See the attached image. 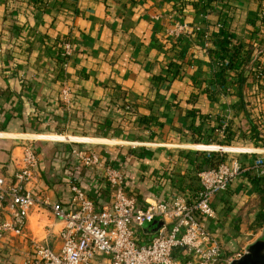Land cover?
Listing matches in <instances>:
<instances>
[{"label": "crops", "instance_id": "0c3cea01", "mask_svg": "<svg viewBox=\"0 0 264 264\" xmlns=\"http://www.w3.org/2000/svg\"><path fill=\"white\" fill-rule=\"evenodd\" d=\"M262 15L264 0H0V176L14 173L21 146L33 140L39 156L33 186L53 202L67 204L75 183L99 205L109 203L104 174L77 165L75 146L121 167L142 206L192 199L198 173L213 164L201 150H219L204 145L219 142L229 152L250 153L233 154L242 155L245 171L213 198L208 229L225 254L255 243L264 236V175L252 166L264 146L242 134L264 115V91L248 83L243 105L239 95L219 90L204 34L227 18L239 41L256 38L258 52ZM176 20L200 32L171 36ZM65 41L73 46L66 58ZM63 84L74 96L68 108ZM229 123L232 139L224 133ZM160 227L158 219L147 224L141 239ZM61 229L49 210L33 209L25 235L0 244V264H22L32 240L58 251Z\"/></svg>", "mask_w": 264, "mask_h": 264}, {"label": "built area", "instance_id": "2783aa9c", "mask_svg": "<svg viewBox=\"0 0 264 264\" xmlns=\"http://www.w3.org/2000/svg\"><path fill=\"white\" fill-rule=\"evenodd\" d=\"M199 30L176 20L170 35L180 37ZM204 38L209 46L210 34L205 33ZM63 51L64 58L72 55L69 41L63 43ZM60 96L67 108L71 106L74 96L67 84H63ZM48 140L68 141L65 137ZM223 148L219 146L217 151ZM223 151L228 156L217 166L198 173L200 189L192 199L178 195L142 206L128 192L121 167L104 163L93 149L75 146L70 153L77 165L94 167L104 174L110 200L99 205L72 183L69 202L62 204L53 202L46 192H35L39 156L30 140L21 146L14 173L0 176V244L8 236H24L31 211L46 209L62 224L61 246L57 251L49 243L32 240L31 252L22 264H230L240 259L245 249L225 254L223 245L211 234L208 223L216 217L212 200L245 171L233 154L250 152ZM252 167L264 175V157L257 158ZM156 219L161 227L150 239L142 240L145 226Z\"/></svg>", "mask_w": 264, "mask_h": 264}, {"label": "trees", "instance_id": "16d2710c", "mask_svg": "<svg viewBox=\"0 0 264 264\" xmlns=\"http://www.w3.org/2000/svg\"><path fill=\"white\" fill-rule=\"evenodd\" d=\"M199 5V2L196 3ZM261 17L260 26L264 28V15ZM216 25L217 30L210 33V46L208 48L209 53L216 66L214 83L219 86V90L223 93L237 94L242 99V104H246L244 101V87L245 85H255L260 92L264 91V63L260 59L262 50L255 52V41L253 38L251 42H241L236 38V34L229 28V22L226 18L223 23ZM197 32H200L197 31ZM255 54H257L255 56ZM229 71L237 73L236 79L232 80L228 74ZM224 133L230 138L232 137L231 124L229 123L224 129ZM244 137L254 141L256 146H264V115L260 120H256L250 126L248 132L242 134ZM232 139V138H230ZM219 145V142H215ZM209 143V144H215ZM208 144V145H209ZM225 144L233 145L232 140H228ZM208 157L213 160L211 167L217 166L220 161L226 158L228 155L222 152H205ZM223 156V157H221ZM221 159V160H220Z\"/></svg>", "mask_w": 264, "mask_h": 264}, {"label": "water", "instance_id": "95a60500", "mask_svg": "<svg viewBox=\"0 0 264 264\" xmlns=\"http://www.w3.org/2000/svg\"><path fill=\"white\" fill-rule=\"evenodd\" d=\"M230 264H264V236L246 247L244 255Z\"/></svg>", "mask_w": 264, "mask_h": 264}, {"label": "rangeland", "instance_id": "374dc122", "mask_svg": "<svg viewBox=\"0 0 264 264\" xmlns=\"http://www.w3.org/2000/svg\"><path fill=\"white\" fill-rule=\"evenodd\" d=\"M191 145H199L198 143L197 144H191ZM204 145H208V144H204ZM209 145H215V146H217V144H209ZM217 147H219V145L217 146ZM194 150H196V149H194ZM224 149H222V152H224L223 151ZM201 151H204V152H219V151H217V150H212V151H206V150H201ZM229 155H232V154H229ZM239 157H241L242 155H238Z\"/></svg>", "mask_w": 264, "mask_h": 264}]
</instances>
